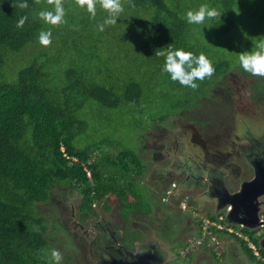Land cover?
Instances as JSON below:
<instances>
[{"label":"trees","instance_id":"obj_1","mask_svg":"<svg viewBox=\"0 0 264 264\" xmlns=\"http://www.w3.org/2000/svg\"><path fill=\"white\" fill-rule=\"evenodd\" d=\"M62 2L66 22L55 26L44 23L38 15L42 10L54 11L55 0H28L27 9L18 6L19 0L15 6L13 0H0V264H53V248L46 238L49 225L39 214V208L52 201V191L57 187L78 192L80 204L69 205V209H78V218L84 223L95 213V205L105 200L118 203L122 210L121 228L129 238H135L136 234L131 233V220H139L142 215L147 220L154 206H159L141 193L142 181L138 178L144 174V165L135 157L132 160L129 150L124 148L117 158L104 154L93 160L97 151L116 141L103 140L88 147L77 145L78 136L89 123L81 114L90 102L107 109L140 105L149 90L138 81V70L126 68L118 79L113 65L106 66L120 53L102 62L101 52L124 51L130 59H139L144 65L151 55L165 60L169 47L183 48L196 55L203 53L215 68L213 75L204 79L203 98L218 94L236 108L233 99L238 87L250 91L253 101L264 109V77L245 72L234 57L216 56L222 52V39L231 36L230 47L235 43V13L241 0H120L125 11L122 18L138 21L126 35L118 31L116 24L99 30L98 24L107 12L97 0L95 18L76 0ZM208 3L219 10V17L207 20L204 25L186 23L187 10ZM24 15L28 20L23 27H17V21ZM49 28L52 42L45 46L39 42V34ZM245 29L252 40L264 38V18L255 17ZM207 34L214 36L210 44L204 40ZM133 41L142 45L139 53L130 46ZM94 60L100 61L95 71L87 68ZM146 66L151 72V67ZM165 80L171 91L165 89L162 83ZM157 82L151 90L165 91L164 96L169 99L177 91L192 89L173 81L164 72ZM184 106L192 107L190 93ZM169 117L163 115L152 122L163 123ZM199 119L207 138L215 142L205 145L209 152L206 159L214 160L227 151L222 139L230 145L233 137L227 129L217 132L216 125L210 124L202 112ZM210 132L216 136L210 137ZM107 205L104 208L109 211ZM253 240L258 243L260 239ZM244 249L249 253V261L264 263L254 257L246 244ZM261 254L264 257L263 249Z\"/></svg>","mask_w":264,"mask_h":264},{"label":"rangeland","instance_id":"obj_2","mask_svg":"<svg viewBox=\"0 0 264 264\" xmlns=\"http://www.w3.org/2000/svg\"><path fill=\"white\" fill-rule=\"evenodd\" d=\"M197 5L198 4H195V6ZM207 5L209 6V3ZM245 6L248 7L243 11L242 9ZM259 9L261 11L256 12ZM124 12L125 11L122 13ZM241 15L246 16L245 18H241ZM235 17L236 31H234L233 34L235 43L231 44L230 47L231 36L222 39L220 41V50H222V52L218 53L216 56H220L223 59L234 57L240 66L239 55L241 52L254 50L257 44L264 42V38L252 40L253 38L245 29L255 17L264 18V0H241V7L236 11ZM125 20L126 19L122 18L121 15L117 20L116 27L119 32L126 35L134 29L138 21L128 22ZM139 31L142 32L144 30L139 29ZM205 38L206 39L204 40L208 44L214 40L213 35L208 37L207 34ZM131 44L132 43H130V46L138 53V49L140 47L143 48L137 41H133V44L137 47L134 45L132 46ZM113 48L115 47L113 46ZM213 49L214 48H212V50ZM231 49L233 50V53ZM108 51L100 53L102 62H108L112 59V56L116 57V54L120 53L119 57H116V59H113L106 65L107 67L113 65L112 68L118 79L123 76L126 68L138 70V81L142 83L144 87L147 86L149 90L147 91L146 96L141 100L140 105L124 104L120 108L107 109L99 104L90 102L86 106L85 111L81 114V117L86 119L89 123L86 129L78 136L77 145L88 147L96 145L103 140H115L116 142L113 141V143L107 144L100 151H97L93 156V160L100 159L104 154L111 158H117L120 156L123 149L126 148L132 153V160L133 157H135L140 162H143L145 169L144 174L138 179H141V186L149 192L141 187V193H143V196L149 198L152 203L156 201L159 206H154V212L147 220L145 215H142L139 220H132L133 224H131V228H139L142 224L144 225V230H147L148 238L159 239L163 236L166 241L170 243V249L175 250L180 247V241L183 237L186 235H188L187 237H190L196 234L194 230L190 229L195 225V217H198V220L202 219L208 221L216 219L214 214L215 202L207 198L201 200V204L203 203L204 208L199 214L197 202L200 203V201H195V194H187L185 196L188 200L189 208L186 211H183L181 203L178 204V202L174 201L173 197H170L169 195L166 196L162 193L163 187L167 186V188H169L174 182L179 184V178L173 174L170 179L171 181L165 183L159 178L158 171H166L176 168L178 165L177 161L181 160L186 162V160L199 154L198 149H202L204 146H194L192 138L199 130L201 131L198 135L202 137L207 135L205 129L198 127V125L204 126V124L199 121V114L201 112L210 119V124H217L219 127L217 132H222L226 125H229L230 128L236 126V134L238 137L233 140H239L245 137V133L250 130L252 132H264V109L259 108L253 101L250 91L239 90L238 87L236 90L232 88L234 90L233 102L235 103L236 108H234L231 103H227L228 100L220 97L218 94L203 98L201 87L204 80L199 81V83H197L198 87L195 89L192 88L191 91H188L189 88H186L187 90L185 91H177L170 99L167 97L165 98V91L151 90L159 84V81L157 82V80L162 71L160 68L157 69L155 67H163L165 62L163 57L151 55L147 59L146 65L151 67L150 72L148 67L142 64L139 59L133 61L124 51H115L114 53ZM99 63L100 61L94 60L90 64L91 67L87 68L95 71V66L99 65ZM9 69L8 73H10ZM141 71L144 72L142 73L143 75L140 74ZM63 73L64 70H62L61 73L62 77ZM99 76L102 77L101 75ZM162 83L166 90L171 91V86L166 80ZM114 87L120 88L118 84H114ZM189 93L192 97V107L187 109L184 106V102ZM226 96H228V94H226ZM163 115L170 117L163 123H160L159 121L156 123L152 122L154 119ZM246 124L247 126H245ZM227 127L226 129L228 131L230 128ZM209 136L214 137L216 135L210 132ZM186 150H189L190 157L179 154ZM235 159L234 157L229 158L230 161H234ZM237 163L239 164V160H237ZM155 179L159 182L155 181ZM52 193V201L41 204L39 208V214L46 218V225H49L46 236L49 245H51V248L58 249L61 252L63 256L62 264H88L89 259H91L89 249L85 247L83 241L79 242V247L76 245V238L71 234L68 224L64 222L62 217H59V210L63 213L64 211L61 209L62 204L58 202L63 201L64 199H66V203H63V205L68 207L65 212L66 216L68 217L69 215H75L78 213V209L69 210V205L76 207L80 204L78 192L57 187ZM108 203H110V205H107ZM104 204L109 206L111 210L105 211L103 209ZM95 206V213L92 218H95L97 221L100 216L103 215L109 219L111 212L114 211L115 219H113V221L115 220L114 225H116L117 231L123 234V239L126 242L127 240L133 241L134 238L128 237L129 234L122 230L121 222L117 220L118 203L112 200H105L104 203ZM64 216L65 215H63V217ZM85 226H88L87 222L85 223ZM179 226H181L182 229H179ZM184 227L189 229L184 231ZM235 228L241 230L238 226ZM130 230L131 233L134 232V230ZM149 232H151L150 235ZM227 235L230 236L228 233ZM242 235L247 238L253 237L259 239L257 234H250V232H243ZM215 236L216 233L208 232L206 235L204 234L203 237L209 249L214 248L217 252H224L223 259L221 258L219 261L216 260L214 256H210L209 260L211 261V264H240L238 261L240 257H234L233 255L231 257L226 256V247H224L223 243L218 239H215ZM189 240L194 242V239L191 237ZM241 244V241H239L235 250L238 254L244 256V254L240 252V249L242 248ZM204 260L205 262L203 264L207 263V259Z\"/></svg>","mask_w":264,"mask_h":264},{"label":"flooded vegetation","instance_id":"obj_3","mask_svg":"<svg viewBox=\"0 0 264 264\" xmlns=\"http://www.w3.org/2000/svg\"><path fill=\"white\" fill-rule=\"evenodd\" d=\"M227 126L229 125H226L225 128ZM245 126H247V124ZM228 131L232 135L233 139L238 137L236 134V126L231 127ZM244 136L245 137L239 140H234L232 144L228 145L229 150L225 152H221L219 157H216L214 160H207L206 158L209 152H208V148L205 145L207 144L208 140L204 139L205 138L204 136L202 137L200 135H196L193 139L194 146L197 145L204 146L202 149H198L199 154L197 156H194L186 160V162H183L181 160L177 161L178 165L176 168H172L166 171L159 170L158 171L159 178L163 180V182L167 183L168 181L169 182L171 181L170 179L172 178V175L175 174L177 178H179L180 180L178 186L180 185V183H184L181 186V190H185L190 194H195V201L196 202L200 201V203L201 200H203L204 198H209V196L206 193L209 189V183H210L209 179L213 177L218 178L224 176L229 193L233 194L235 192H239L243 182L246 181L252 182L256 178V170H259L261 177L264 175V132H260V131L252 132L250 130L247 131ZM179 154L190 157L189 150H186ZM229 156L234 157V159L236 157V159L234 161H230L228 159ZM237 160H239V164L237 163ZM155 180L159 182L157 179ZM174 180H178V179H174ZM262 182L264 183V177ZM211 183L213 182L211 181ZM217 189H221L220 185L218 184H217ZM259 198L261 200L262 203L261 208L263 210L262 220H264V186L262 192L259 195ZM58 203L62 204L61 209L64 211L63 213L62 211L59 210V217H62V219L66 224L71 223L75 227L80 229V230L73 229L74 230L73 236L76 238V242H75L76 245H77V237L80 234H83L84 236H86L88 240L87 245H88L89 253L93 251H97L93 249L90 243L91 240L93 243H95L96 236L103 237L105 235H114L117 231L116 225H114L115 220L112 223L111 221H108L107 218L103 215H101L99 220L97 221L95 220V218L88 217L86 220L88 225H90V227L88 228L87 226H85L86 222L85 223L81 222L77 214L75 215L72 214L69 215L68 217L66 216L65 212L68 209V207L66 205H63V203H66V199H64L63 201H59ZM197 205H198L197 209L199 211L200 206L198 203ZM203 208L204 207L202 203L201 209ZM71 210H75V209H71ZM63 215L65 216L63 217ZM110 218L115 219L114 211L111 212ZM117 220L119 219L117 218ZM130 223L133 224V221H131ZM194 223H195L194 227L190 229L194 230L196 234L192 236H196L198 231V222L196 219L194 220ZM91 227L93 232H95V236L92 235L93 233L92 231H88ZM130 229L134 230V232L136 233L135 238L133 239L132 243H127L126 241H124L123 243L127 245L130 251H135L137 246L143 247L144 250L143 260H140V258L138 259V261L132 260L130 261L131 264H203L205 262L204 259H207V263L210 264L211 263V261L209 260L210 256H214L216 260L218 258L217 255L209 254L206 251L209 250L207 245L204 246V249L206 250L199 251L197 248H193L191 251H189L187 256L183 257L184 255L183 247L185 246L186 241L189 238L187 237L188 235L183 237V239L180 241L179 248L175 250H171L169 247L170 243L166 241V239L163 236L159 239L148 238L147 230H144V225L141 224L139 228L136 227V229L134 228H130ZM179 229H182L181 226H179ZM188 229L189 228L184 227V231ZM259 232L261 233V236L257 235V237L260 239L257 243L258 245H260V242L264 237V228L259 230ZM150 234L151 232H149V235ZM225 244H226V256L231 257L233 255L234 257H240L238 260L240 264H253L251 261L248 260L249 253L244 249L243 246L240 249V252H242L244 256L238 254L234 250L236 246L235 243L233 244L227 241ZM97 252L103 254V252L101 251H97ZM191 254L193 256L189 258ZM88 264H96V263L93 260V258H91L89 259ZM118 264H123V262L119 260Z\"/></svg>","mask_w":264,"mask_h":264},{"label":"clouds","instance_id":"obj_4","mask_svg":"<svg viewBox=\"0 0 264 264\" xmlns=\"http://www.w3.org/2000/svg\"><path fill=\"white\" fill-rule=\"evenodd\" d=\"M16 2L17 0H13L14 6L16 5ZM76 2L80 7L86 9V11L89 13L91 18L96 17V14H97L96 0H76ZM97 2H100V7L107 12V16L104 18V20L98 24L99 30L104 31L105 26L115 25L117 23V20L120 18L124 10V5L120 2V0H97ZM18 6L22 9H27L29 7L28 0H19ZM38 15L40 19L46 24L59 25L61 23L66 22L65 21V8H64L62 0H55L54 11L42 10L38 13ZM219 16H220V12L218 9L214 7H209L207 4H202L199 6L198 9L187 10L184 18L186 20V23L189 25H204L207 20H211ZM27 20H28L27 15L21 16L19 20L17 21V27H23V25L25 24ZM39 42L45 46L51 44L52 30L50 28L48 30H42L40 32ZM239 64H240V67L245 72L253 76L264 77V42H260L259 44H257L254 50L241 52V54L239 55ZM161 70L164 73L170 74V77L173 81H178L181 85L195 89L198 87L197 81L198 80L202 81L206 77H211L215 71V68L212 62L203 53L196 55L191 51L184 50L183 48L173 49L169 47L165 52V62ZM198 127H201V125ZM216 127L219 128L217 124H216ZM227 128H230V126ZM200 131L201 130L197 131L193 135L192 139H194V137L198 135ZM220 137L222 138L223 136H220ZM204 139L208 140L207 145H213L215 143L211 139H208L207 136H205ZM229 158L230 156L228 157V159ZM173 184H176V188L171 192V188ZM182 184L183 183H180V185L178 186V184L174 182L169 186V188H167V192H165L164 189L162 188V193L166 196L169 195L170 197H173L175 202H178V204L181 203L182 205L181 208H183V211H186L189 208V206H188V200L185 195L190 194V193H188L185 190H181ZM184 196L185 198L182 200ZM198 204L200 206L198 213L200 214L203 209H201L202 204L201 203H198ZM121 211L122 210L120 207V215L118 216V219H120L122 215ZM214 214L216 216V219H213L212 221L202 220V219L198 220V217H195V219L198 222L197 235L191 236V238L194 239V242H191L189 240L190 237L186 241V244L183 247V252H184L183 257L187 256L189 251H191L193 248H197L199 251L206 250L204 249V246L206 245V241L203 239V237H204V234L206 235L208 232H210V233H216V236L214 238L222 242L224 247H226L225 243L229 241L230 243H233V244L235 243L236 245L235 248H237V244L239 243V241H241V243L246 244L252 250L254 257L258 261L264 262V258L261 255V249H263L261 245H258L253 240V237L247 238L242 235L243 232L245 233L250 232V234L252 233V234H257L261 236V233L259 232V230L263 228H260L256 231H251L249 229L238 226L241 228V230H237L235 228L237 225L233 226L228 223L227 215H226L227 210H224L220 213H216V208H215ZM262 214H261V218H262ZM206 225H208L207 229H206ZM87 227L89 228L90 225H88ZM68 228L72 235L74 233L73 229L80 230L79 228L75 227L71 223L68 224ZM245 230H248V231H245ZM227 233L230 236H228ZM82 235L83 234H80L77 237V246L79 247V242L83 241L85 244V247L88 248V245H87L88 240L86 236H82ZM92 235L94 234L92 233ZM124 241L125 240L123 239L121 243L124 244L123 243ZM244 244H241V245L244 247ZM206 251L209 254L217 255L218 261L221 258L223 259L224 252L222 251L217 252L214 250V248H211ZM256 253H258L259 255L257 256ZM192 256L193 255L191 254L189 258ZM51 260L53 264H62L63 256L58 249L53 248L51 250ZM253 264H256V263H253Z\"/></svg>","mask_w":264,"mask_h":264},{"label":"water","instance_id":"obj_5","mask_svg":"<svg viewBox=\"0 0 264 264\" xmlns=\"http://www.w3.org/2000/svg\"><path fill=\"white\" fill-rule=\"evenodd\" d=\"M222 143L228 151V144L223 139ZM263 177L264 175L261 177L259 170H256V178L252 182H243L240 191L233 194L229 193L224 177H213L209 179V189L206 193L209 198L207 199L215 202L216 213L227 210V221L230 225L241 226L251 231L264 228V220L261 218L263 213L261 197L259 198L264 186ZM217 184L220 185L221 189H217ZM163 189L167 192V186ZM119 215L120 206H118L117 218ZM113 219L109 218L107 220L114 222ZM88 231L93 232L92 227ZM93 233L95 236V232ZM122 241L123 234L118 231L114 235L96 236L95 243L92 240L90 241L91 246L93 249L103 252V254L93 251L90 255L96 264H118L119 260L123 264H131L130 261L132 260L138 261L139 258L143 260V247L137 246L135 251H130L127 245L121 243ZM260 245L264 249V237Z\"/></svg>","mask_w":264,"mask_h":264},{"label":"built area","instance_id":"obj_6","mask_svg":"<svg viewBox=\"0 0 264 264\" xmlns=\"http://www.w3.org/2000/svg\"><path fill=\"white\" fill-rule=\"evenodd\" d=\"M73 160L77 161L76 158H73ZM88 174H89V176H91L90 173H88ZM175 188H176V184H173V185H172V188H171V192H172ZM221 219H222V218H221ZM207 228H208V225H206V229H207ZM256 255L258 256L259 254L256 253Z\"/></svg>","mask_w":264,"mask_h":264},{"label":"bare ground","instance_id":"obj_7","mask_svg":"<svg viewBox=\"0 0 264 264\" xmlns=\"http://www.w3.org/2000/svg\"><path fill=\"white\" fill-rule=\"evenodd\" d=\"M219 98V97H218Z\"/></svg>","mask_w":264,"mask_h":264}]
</instances>
